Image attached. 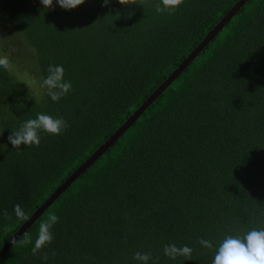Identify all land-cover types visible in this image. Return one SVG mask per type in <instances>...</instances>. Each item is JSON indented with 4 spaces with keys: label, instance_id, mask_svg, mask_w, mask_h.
<instances>
[{
    "label": "trees",
    "instance_id": "obj_1",
    "mask_svg": "<svg viewBox=\"0 0 264 264\" xmlns=\"http://www.w3.org/2000/svg\"><path fill=\"white\" fill-rule=\"evenodd\" d=\"M237 1L185 0L168 15L118 0L107 7L85 0L70 11L56 0L54 10L40 0H0V20L14 30L39 85L49 65H61L73 89L59 102L41 87L34 97L10 65L0 68V248L25 222L14 205L29 217ZM37 113L63 117L69 127L59 136L41 132L39 147L14 149L11 131ZM51 214L59 217L54 240L33 255ZM262 226L264 0H247L0 264H140L138 251L151 253L149 264H212L227 235ZM173 243L191 247L192 260L165 256Z\"/></svg>",
    "mask_w": 264,
    "mask_h": 264
},
{
    "label": "clouds",
    "instance_id": "obj_2",
    "mask_svg": "<svg viewBox=\"0 0 264 264\" xmlns=\"http://www.w3.org/2000/svg\"><path fill=\"white\" fill-rule=\"evenodd\" d=\"M124 6H143L144 8H155L157 14H175L185 0H118ZM45 10H54V0H40ZM56 3L64 10L70 11L85 3V0H56ZM110 0H103V6L107 7ZM119 15V13L117 14ZM131 15V13L129 14ZM10 60L7 56H0V68L9 69ZM48 75L42 79L40 87L46 90V94L53 102H59L73 89L71 81L64 79V68L61 65H49ZM69 127L63 117H53L44 113H37L36 118L23 122L17 130H12L8 141L14 149H20L21 145L26 147H39L41 143V132L49 135L59 136ZM14 213L18 219L28 220L29 217L19 204L14 205ZM5 219L11 216L4 210ZM59 217L51 214L39 225L38 238L31 251L33 255L41 253L42 249L50 245L54 236L52 229L58 223ZM29 243L30 241H25ZM15 243V240L12 241ZM198 243L205 249L212 250L213 243L210 240L198 238ZM164 255L172 260L183 257L186 261L192 260L193 249L187 245L178 247L176 244H166L163 248ZM41 259L47 261V253H43ZM134 260L140 264H149L152 260L151 253L136 252ZM153 264H156L153 261ZM212 264H264V226L259 229L253 228L243 235H227L215 250Z\"/></svg>",
    "mask_w": 264,
    "mask_h": 264
},
{
    "label": "water",
    "instance_id": "obj_3",
    "mask_svg": "<svg viewBox=\"0 0 264 264\" xmlns=\"http://www.w3.org/2000/svg\"><path fill=\"white\" fill-rule=\"evenodd\" d=\"M247 0H239L231 9L220 19V21L206 34L201 42L189 53V55L174 69L170 75L147 97V99L126 119V121L117 130L112 133L109 138L104 141L83 163L73 171L52 194L29 216L17 231L9 238V240L0 248V258L13 244V240L29 228L33 222L57 199V197L88 167H90L114 142L136 121L138 116L156 99L176 78L177 76L192 62L197 54L205 48V46L215 37L218 31L230 20V18L239 10V8Z\"/></svg>",
    "mask_w": 264,
    "mask_h": 264
},
{
    "label": "rangeland",
    "instance_id": "obj_4",
    "mask_svg": "<svg viewBox=\"0 0 264 264\" xmlns=\"http://www.w3.org/2000/svg\"><path fill=\"white\" fill-rule=\"evenodd\" d=\"M13 34L14 30L10 24L0 20V56H7L9 58L10 67L16 73L17 78L23 81L26 87L31 89L34 97L39 96L41 90L38 77H36L32 69V64H26V66V62L20 59L19 55L23 52L15 44L16 41H14Z\"/></svg>",
    "mask_w": 264,
    "mask_h": 264
}]
</instances>
